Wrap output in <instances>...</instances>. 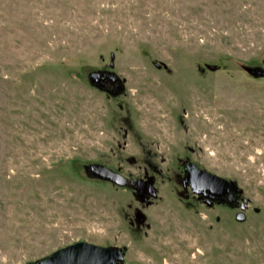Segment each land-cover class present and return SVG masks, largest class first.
<instances>
[{"label":"rangeland","instance_id":"obj_1","mask_svg":"<svg viewBox=\"0 0 264 264\" xmlns=\"http://www.w3.org/2000/svg\"><path fill=\"white\" fill-rule=\"evenodd\" d=\"M248 69L264 70V0H0V264L78 243L125 264H264V77ZM189 164L237 202L193 195Z\"/></svg>","mask_w":264,"mask_h":264},{"label":"water","instance_id":"obj_2","mask_svg":"<svg viewBox=\"0 0 264 264\" xmlns=\"http://www.w3.org/2000/svg\"><path fill=\"white\" fill-rule=\"evenodd\" d=\"M114 58L115 56L111 55V67L114 66ZM248 71L255 76L264 77V70L248 69ZM105 78H108L111 82H117L119 80L118 77L112 73L96 72L89 76V80L101 89ZM121 88L122 86L120 84L118 89ZM188 169L190 174L189 182L194 194H210L216 197L227 196V201L229 203L232 204L237 202L236 195L239 194L240 191L236 185L196 166H191ZM87 172L94 178L109 182L121 188L137 186L138 191H142L147 184L146 182L131 181L104 165H90L87 167ZM153 190V187H151L150 192L153 193ZM236 218L244 222L246 220V215L244 213H239ZM124 257L125 251L119 247H101L89 243H78L60 249L45 259L28 264H125Z\"/></svg>","mask_w":264,"mask_h":264},{"label":"flooded vegetation","instance_id":"obj_3","mask_svg":"<svg viewBox=\"0 0 264 264\" xmlns=\"http://www.w3.org/2000/svg\"><path fill=\"white\" fill-rule=\"evenodd\" d=\"M104 73V72H103ZM120 85V81L118 80L117 82H111L108 78H105L103 81V87L102 90H104L105 92H116L118 89V86ZM192 165H187L186 166V172H184L183 177H184V185H186L187 187H189L193 193V195H195L197 198H199L202 202H205L208 205H211L215 202H219V201H227V196H221V197H216V196H212L210 194H201V195H196L194 194L191 186H190V174H189V167H191ZM139 182H146V186L142 191H138V194H140L141 196H146L147 194H151L150 192V185L147 181H139ZM135 188L138 187L135 186ZM231 189V188H230ZM238 194L236 195L237 198ZM228 202V201H227ZM236 202L232 203L235 204Z\"/></svg>","mask_w":264,"mask_h":264},{"label":"trees","instance_id":"obj_4","mask_svg":"<svg viewBox=\"0 0 264 264\" xmlns=\"http://www.w3.org/2000/svg\"><path fill=\"white\" fill-rule=\"evenodd\" d=\"M85 172L88 174V172H87V167L85 168ZM88 175H89V174H88ZM89 177H90V178H92V179L99 180V179H97V178H94V177H92V176H90V175H89ZM100 181H101V180H100ZM101 182H102V181H101ZM103 182H104V181H103Z\"/></svg>","mask_w":264,"mask_h":264}]
</instances>
